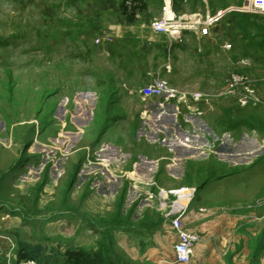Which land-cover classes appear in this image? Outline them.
<instances>
[{"label": "rangeland", "instance_id": "374dc122", "mask_svg": "<svg viewBox=\"0 0 264 264\" xmlns=\"http://www.w3.org/2000/svg\"><path fill=\"white\" fill-rule=\"evenodd\" d=\"M139 3L144 16L130 23L100 0H0V264H58L68 249L99 247L137 264H176L179 235L164 215L177 199L170 190L182 187L198 191L183 228L203 236L188 264H250L259 245L264 254V24L255 18L242 38L227 19L217 39L188 34L170 46L141 25L163 2L149 17ZM202 9L190 2L178 12ZM104 33L111 40L97 44ZM156 71L210 95L245 72L259 101L214 96L201 114L162 107L143 92ZM121 197L134 225L124 232L107 224Z\"/></svg>", "mask_w": 264, "mask_h": 264}, {"label": "built area", "instance_id": "2783aa9c", "mask_svg": "<svg viewBox=\"0 0 264 264\" xmlns=\"http://www.w3.org/2000/svg\"><path fill=\"white\" fill-rule=\"evenodd\" d=\"M163 11L162 15L158 18L150 19L146 24L143 23L142 27L148 26L155 33L165 34L172 46L175 42L183 43L187 40V34L192 33L201 38H206L211 35V27L219 22L225 15L232 10L241 12H257L264 13L263 8H254L250 1H245L242 7H230L225 10L217 12H193V13H179L175 8V0H162ZM138 0H127L125 7L133 13L135 20L143 18V11L139 8ZM139 7V8H138ZM223 37V36H222ZM112 37H104L101 34L96 39L97 44H101L103 39L111 40ZM224 40V39H223ZM225 51L233 48V43L225 40L221 46ZM153 80L148 86L143 89L145 97H160L164 99L160 105H174L179 110V106L186 107L191 112H198L201 102L209 103L214 96H236L240 97L243 104H247L249 100L257 103L259 99L256 94L250 91V87L257 79L245 72H231L227 79L226 88L218 94H207L201 92H188L183 91L173 86L169 81L160 77V71L156 72ZM154 73H151V75ZM167 111V108H165ZM170 193L176 194L177 199L173 202L170 210L164 215L166 221L171 223L173 230L179 235V240L174 246V257L176 264H188L194 255V250L197 244L203 242V236L199 233L186 231L183 228L185 215L197 197L198 191L195 187H182L179 189H172ZM160 200V199H159ZM162 208H166L167 204L160 200ZM20 264H39L35 259H24Z\"/></svg>", "mask_w": 264, "mask_h": 264}, {"label": "crops", "instance_id": "0c3cea01", "mask_svg": "<svg viewBox=\"0 0 264 264\" xmlns=\"http://www.w3.org/2000/svg\"><path fill=\"white\" fill-rule=\"evenodd\" d=\"M141 1H143V3H144V9L146 10L147 9V11H146V13H147V17H149V15H150V11H153L154 12V10H151L153 7H155V5L158 3V5L160 6V8H161V5H162V0H141ZM245 1L246 0H240L239 1V3L238 4H228V5H225V7H218L215 3H214V0H212V1H210V0H175V2H176V4H175V8H176V10L178 11V10H183V7H184V5H185V3H190V2H192V4L193 5H195V6H199V5H201L202 6V10H203V12H211V13H214V12H217V11H219V10H225V9H228V8H230V7H242L243 5H244V3H245ZM247 1H250L251 2V4L253 5V7L254 8H263L264 9V0H247ZM100 2L102 3V4H105L104 5V8H105V10H107L108 12H110V13H115L116 15V18L118 19V21H120V22H123L124 20H126V19H128V18H130V20L131 21H129L130 23H135V22H137L136 20L134 21V16H133V18H132V16L131 15H133V13H131L130 12V10H128L126 7H125V2H126V0H100ZM197 12V11H196ZM120 14V15H119ZM127 14H129V16H127ZM243 14H246V15H249V16H251L253 19H257V24L261 27V26H263V24H264V21H262L263 20V18H264V13H257V12H241V11H237V10H232V11H230L227 15H225L219 22H217V23H215L212 27H211V35L209 36V37H206V38H201V37H199L198 35H194V34H192V33H188V34H192V35H194V37L196 38V39H199V40H201V39H208V40H211V39H217L219 36H220V33H219V31H223V28H224V25H223V23H224V21L225 20H232V22H233V27H232V29H234L235 31H236V35L237 36H239V37H242V38H244L245 36H244V33L241 31V30H236V28H235V17H237V16H240V15H243ZM234 15H236L235 17H234ZM88 19H90V17H87ZM132 18V19H131ZM148 19V18H147ZM152 19V18H151ZM150 20V19H149ZM148 21V20H147ZM149 22V21H148ZM142 25V24H141ZM116 29H115V33H117V38H118V36L119 37H122V25H117V27H115ZM149 28V27H148ZM150 29V28H149ZM151 30V29H150ZM117 31V32H116ZM152 31V30H151ZM261 33L262 34H264V27L263 28H261ZM152 33H154V34H157V35H162V36H164L165 34H162V33H155V32H153L152 31ZM187 34V35H188ZM103 36L104 37H106V36H109V37H111L109 34H106L105 35V33L103 34ZM166 36V35H165ZM106 39H103L102 40V42L103 41H105ZM231 42V41H230ZM184 43V42H183ZM119 49V47L117 46V50ZM107 52H110V53H112L113 51H111V50H109V51H107ZM129 54H132V53H129ZM156 72H158V71H156ZM155 72V73H156ZM117 162H120V160L119 161H117ZM165 223H168V221H164ZM170 223V222H169ZM172 227V226H171ZM117 230H119V231H123V228H117ZM124 232V231H123ZM131 233V232H130ZM157 242H160V239L158 238L157 239ZM202 243V242H201ZM199 246H200V243L199 244H197L196 245V249L197 248H199ZM195 249V250H196ZM195 250H194V254H195ZM173 252H174V250H173ZM147 255L149 254V256H150V254H156L157 255V253L159 254V251L157 250V248L155 247V248H153V249H151L150 251H147V252H145ZM194 256V255H193ZM161 257V256H160ZM263 257H264V254H262L261 255V258H260V260H261V264L263 263L262 262V260H263ZM170 263V261L169 260H167V259H163V261H162V264H169Z\"/></svg>", "mask_w": 264, "mask_h": 264}, {"label": "trees", "instance_id": "16d2710c", "mask_svg": "<svg viewBox=\"0 0 264 264\" xmlns=\"http://www.w3.org/2000/svg\"><path fill=\"white\" fill-rule=\"evenodd\" d=\"M140 1V0H139ZM212 1V0H210ZM176 4V2H175ZM256 24L255 19L251 16L243 14L235 17V28L236 30H241L244 33L245 37L250 36L251 28H254ZM264 36V34H262ZM48 174V173H46ZM122 204L123 197L120 198L117 205V214L114 219L109 220L108 227L113 228H130L134 227L133 222L130 220V217L125 219L122 216ZM160 219V218H159ZM161 220V219H160ZM159 220L152 221L151 224L155 225ZM260 245L253 253L250 264H260ZM262 255V254H261ZM230 260V259H229ZM58 264H137L133 261L117 256L114 258L110 255L108 250L103 247L97 249H85V248H71L68 249L63 256V259Z\"/></svg>", "mask_w": 264, "mask_h": 264}]
</instances>
